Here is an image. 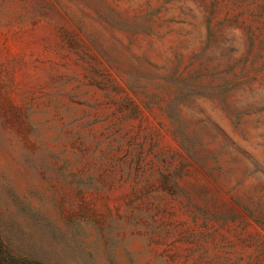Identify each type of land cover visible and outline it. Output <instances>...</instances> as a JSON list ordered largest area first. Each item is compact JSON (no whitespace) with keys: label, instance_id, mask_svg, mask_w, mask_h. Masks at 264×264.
<instances>
[{"label":"rangeland","instance_id":"rangeland-1","mask_svg":"<svg viewBox=\"0 0 264 264\" xmlns=\"http://www.w3.org/2000/svg\"><path fill=\"white\" fill-rule=\"evenodd\" d=\"M0 234L44 264H264V0H0Z\"/></svg>","mask_w":264,"mask_h":264},{"label":"trees","instance_id":"trees-1","mask_svg":"<svg viewBox=\"0 0 264 264\" xmlns=\"http://www.w3.org/2000/svg\"><path fill=\"white\" fill-rule=\"evenodd\" d=\"M0 264H44L40 261L34 259H26L23 257H18L12 252L8 251L7 246L2 240L0 234Z\"/></svg>","mask_w":264,"mask_h":264}]
</instances>
